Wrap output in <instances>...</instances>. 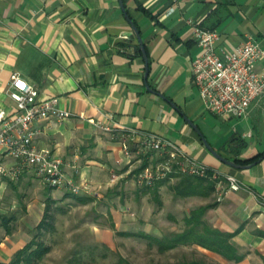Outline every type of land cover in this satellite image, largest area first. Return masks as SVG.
Wrapping results in <instances>:
<instances>
[{
	"label": "crops",
	"instance_id": "obj_1",
	"mask_svg": "<svg viewBox=\"0 0 264 264\" xmlns=\"http://www.w3.org/2000/svg\"><path fill=\"white\" fill-rule=\"evenodd\" d=\"M123 3L125 9L120 0H0V107H16L9 90L10 75L17 71L41 97H57L58 105L72 112L63 120L35 121L34 142L63 158L67 171L76 168L77 180L89 187L85 196L106 189L124 200L152 196L155 185L149 188L137 180L136 188L121 191L129 179L131 158H161L154 151L137 150L142 133L157 134L193 158L235 175L242 188L225 186L220 199L207 181L188 195L180 194L175 186L183 175H175L180 179L176 185L169 178L157 183V191L162 193L163 185H168L178 205H189L186 213L210 204L205 213L209 224L234 233L231 242L243 255L237 261L193 244L215 263L264 264V94L240 117L209 111L192 76L200 46L189 21L219 31L220 52L232 51L248 38L264 47V0ZM131 21L148 54L147 78L143 53L134 49L137 37L126 36ZM256 68L264 69V55ZM124 138L131 145L130 155L123 148ZM206 142L233 160L263 155L252 166L237 168L219 160ZM34 175L35 182H43ZM45 187L46 199L70 193ZM8 226L12 227L10 221L0 222V261L11 260L27 243L17 241Z\"/></svg>",
	"mask_w": 264,
	"mask_h": 264
},
{
	"label": "rangeland",
	"instance_id": "obj_2",
	"mask_svg": "<svg viewBox=\"0 0 264 264\" xmlns=\"http://www.w3.org/2000/svg\"><path fill=\"white\" fill-rule=\"evenodd\" d=\"M131 159L129 179L121 191L136 188L137 181L148 186L139 179L140 173L147 166L155 169L162 161V158ZM146 159L147 164L144 163ZM34 174L30 169L25 177H0L6 178L0 184V222L11 218L13 237L17 241L25 243L34 239L33 248L35 242L47 247L36 264H171L184 260L217 264L193 244L160 251L155 241L140 236V232L161 236L184 230V217L188 214L185 208L189 205L186 202L178 205L174 191L166 184L162 193L153 189L152 196L137 200H124L126 198L115 195L113 189H106L99 195L94 193L83 201L59 192L51 205L49 223L39 231L36 225L43 216L44 192L48 189L44 182H35ZM175 175L161 180L169 178L171 184L176 185L180 179ZM214 189L218 198L220 191L216 184ZM112 221L115 229L111 227Z\"/></svg>",
	"mask_w": 264,
	"mask_h": 264
},
{
	"label": "built area",
	"instance_id": "obj_3",
	"mask_svg": "<svg viewBox=\"0 0 264 264\" xmlns=\"http://www.w3.org/2000/svg\"><path fill=\"white\" fill-rule=\"evenodd\" d=\"M189 21L194 24L193 38L200 46L192 63V76L206 107L220 116L245 115L251 103L264 94V69L256 68V62L264 55V47L248 38L234 50L220 52L217 47L219 31ZM9 95L16 107L14 110L0 107V177L17 178L22 171L33 169L48 186L65 188L74 194L89 192L88 184L75 177V167L74 171H67L63 158L50 148H38L34 142L35 121L63 120L72 112L61 108L57 97H41L39 90L17 71L10 75ZM122 145L130 155L131 145L126 138ZM137 150L154 151L162 158L155 169L147 166L140 173L139 179L148 185L176 174L213 179L220 191L219 199L225 186L232 190L242 188L235 175L193 158L176 143L157 134L142 133ZM6 158H13L14 162L8 164Z\"/></svg>",
	"mask_w": 264,
	"mask_h": 264
},
{
	"label": "trees",
	"instance_id": "obj_4",
	"mask_svg": "<svg viewBox=\"0 0 264 264\" xmlns=\"http://www.w3.org/2000/svg\"><path fill=\"white\" fill-rule=\"evenodd\" d=\"M144 9V8H143ZM133 149V147H132ZM136 149V148H135ZM263 154L255 155L253 158L249 159H236L242 162L256 161ZM147 159L145 160V164H147ZM162 180H158L154 184L148 185L149 188L156 189L159 182ZM207 181L210 187H214L215 181L210 178H202L198 176H189L183 175V178L180 182L175 186L176 191L182 195H188L192 193L197 187L203 185V182ZM50 188H52L50 186ZM71 196L77 198L80 201L86 200L89 196H85L83 194H74L72 192L69 193ZM157 195V194H156ZM158 199V196H156ZM54 202V198L51 196L47 197L45 211L42 219L37 224V228L39 231L41 228L46 226L49 221L47 218L51 213V205ZM210 204L200 205L196 208H193L189 211V213L184 217L185 227L184 230L178 232H170L165 233L161 236L150 234L148 232H140V236L148 238L150 241H155L158 244L160 251H166L168 249H172L181 244H197L202 247H205L211 251L217 252L227 259L230 260H240L243 255L238 252L237 246L231 242V238L234 236L233 232H228L221 230L219 228L213 227L209 222L205 219V213L207 209L210 207ZM11 218H7L6 221H10ZM111 227L113 229L116 228L115 222L112 221ZM7 230L11 231V227L8 226ZM120 233H124L121 231ZM34 239L28 241L21 249H19L15 255L9 261H0V264H36L37 260L43 255V253L47 250V247H42L41 244H37L35 242V248H33ZM171 264H213L211 262H206L204 260H184L179 262H174Z\"/></svg>",
	"mask_w": 264,
	"mask_h": 264
},
{
	"label": "water",
	"instance_id": "obj_5",
	"mask_svg": "<svg viewBox=\"0 0 264 264\" xmlns=\"http://www.w3.org/2000/svg\"><path fill=\"white\" fill-rule=\"evenodd\" d=\"M120 3H121V6L123 9H125V6H124V3H123V0H120ZM131 24H132V30L127 32L126 36L131 38H133V36L135 35L138 39V44L134 46V49L135 50H138L140 49L143 53V56H144V59H145V62H146V73H145V77L147 78L148 76V73H149V59H148V54H147V51H146V48H145V44H144V41H143V38L141 36V33H140V30L139 28L135 25V23L133 21H131ZM209 150L219 159L221 160L222 162H224L225 164H228V165H231V166H234V167H237V168H247V167H250L252 166L254 162H250V163H240V162H237L236 160H233V159H230V158H227L225 156H223L222 154H220L219 152H217L212 146H210L207 142H206Z\"/></svg>",
	"mask_w": 264,
	"mask_h": 264
}]
</instances>
